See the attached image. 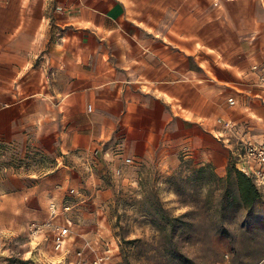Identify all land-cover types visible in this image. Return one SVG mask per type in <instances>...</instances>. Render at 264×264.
Returning a JSON list of instances; mask_svg holds the SVG:
<instances>
[{
  "label": "crops",
  "instance_id": "obj_1",
  "mask_svg": "<svg viewBox=\"0 0 264 264\" xmlns=\"http://www.w3.org/2000/svg\"><path fill=\"white\" fill-rule=\"evenodd\" d=\"M241 142L264 143V0H0V146L26 164L3 168L0 264L13 231L106 168L223 175Z\"/></svg>",
  "mask_w": 264,
  "mask_h": 264
},
{
  "label": "rangeland",
  "instance_id": "obj_2",
  "mask_svg": "<svg viewBox=\"0 0 264 264\" xmlns=\"http://www.w3.org/2000/svg\"><path fill=\"white\" fill-rule=\"evenodd\" d=\"M14 150L0 146V191L14 189L18 181L4 178L3 168L26 165ZM237 159L230 152L227 168L238 166ZM39 161L50 166L45 157ZM116 169L83 180L78 193L67 189L61 195L60 202L67 199L72 206L54 218L71 222L67 262L89 241L87 261L105 254V264H264V187L257 186L260 198L244 207L234 172L227 178L210 164L182 160L163 166L155 158L130 159L119 173ZM41 217H49L48 206ZM48 233L44 229L32 236L29 226L13 231L7 264H65L62 253L52 250ZM25 242L27 253L19 258V243Z\"/></svg>",
  "mask_w": 264,
  "mask_h": 264
},
{
  "label": "built area",
  "instance_id": "obj_3",
  "mask_svg": "<svg viewBox=\"0 0 264 264\" xmlns=\"http://www.w3.org/2000/svg\"><path fill=\"white\" fill-rule=\"evenodd\" d=\"M228 103L233 104L232 98H228ZM218 122H221L219 119ZM229 123L225 122L224 126H228ZM243 145L240 147V152L236 153V157L241 161L247 163L246 167H240L246 174L250 175L257 186L264 187V143L251 144L247 142H241ZM241 158V159H240ZM130 158H126L125 162H129ZM116 173L120 172V169L115 170ZM76 190L70 188L68 194H74ZM71 204L65 199L62 202L51 201L48 205L49 217L41 222L31 221L29 223V230L31 235L39 234L44 229H48L50 233V244L54 252L62 253L63 263L67 264H87L88 251L91 249L89 241H85L83 245L74 249V258L70 261H66L64 254L67 251V244L71 239V222L67 219L66 223H61L54 219L56 216L62 213H67L71 209ZM105 254H95L88 260V264H105Z\"/></svg>",
  "mask_w": 264,
  "mask_h": 264
},
{
  "label": "trees",
  "instance_id": "obj_4",
  "mask_svg": "<svg viewBox=\"0 0 264 264\" xmlns=\"http://www.w3.org/2000/svg\"><path fill=\"white\" fill-rule=\"evenodd\" d=\"M234 172L238 196L244 207L252 206L261 196L257 185L253 178L246 174L239 166H231L226 170V177H230L231 172Z\"/></svg>",
  "mask_w": 264,
  "mask_h": 264
}]
</instances>
